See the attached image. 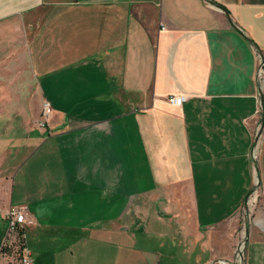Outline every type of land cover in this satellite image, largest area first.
Returning a JSON list of instances; mask_svg holds the SVG:
<instances>
[{
	"label": "crops",
	"instance_id": "obj_1",
	"mask_svg": "<svg viewBox=\"0 0 264 264\" xmlns=\"http://www.w3.org/2000/svg\"><path fill=\"white\" fill-rule=\"evenodd\" d=\"M20 205L33 264H264V0H0V252Z\"/></svg>",
	"mask_w": 264,
	"mask_h": 264
},
{
	"label": "built area",
	"instance_id": "obj_2",
	"mask_svg": "<svg viewBox=\"0 0 264 264\" xmlns=\"http://www.w3.org/2000/svg\"><path fill=\"white\" fill-rule=\"evenodd\" d=\"M263 74L262 64L258 68V77L261 78ZM187 97L185 95H170L167 97V102L172 106L179 107L181 106ZM42 120L38 122V127H46L48 124V119L50 116V105L47 102L42 104ZM26 207L23 205L14 206L9 208L6 211L5 218L7 221V232L6 238L3 244L16 246L19 244V247H23L26 250V263L21 264H33V259L31 252L27 249L25 245V232H24V223ZM15 234H23V242H15ZM243 250H244V241L239 242L235 248L234 260L229 262L227 260L219 259L209 264H243Z\"/></svg>",
	"mask_w": 264,
	"mask_h": 264
},
{
	"label": "rangeland",
	"instance_id": "obj_3",
	"mask_svg": "<svg viewBox=\"0 0 264 264\" xmlns=\"http://www.w3.org/2000/svg\"><path fill=\"white\" fill-rule=\"evenodd\" d=\"M43 104V103H42ZM42 109V106H41ZM42 110L39 119L34 121V127L39 129H44L46 127H38V122L42 120ZM262 194L259 193L257 196H255L253 193L250 194L248 197V201L253 200L252 206L250 207L249 202L246 200V206L243 207L239 213L240 216V223L241 226L239 227L242 231L244 227H248L249 222L254 221L253 218H255V215H257V212L259 211L258 203L261 199ZM15 234V242H23V238L20 235ZM243 241V240H242ZM4 248V251L0 252V264H21V258L23 254L25 253V248L19 247V244L16 246H13L12 244L7 245L3 244L2 249Z\"/></svg>",
	"mask_w": 264,
	"mask_h": 264
},
{
	"label": "bare ground",
	"instance_id": "obj_4",
	"mask_svg": "<svg viewBox=\"0 0 264 264\" xmlns=\"http://www.w3.org/2000/svg\"><path fill=\"white\" fill-rule=\"evenodd\" d=\"M21 237L23 238V234H21ZM21 263H26V251H25V253L23 254V256L21 258Z\"/></svg>",
	"mask_w": 264,
	"mask_h": 264
},
{
	"label": "trees",
	"instance_id": "obj_5",
	"mask_svg": "<svg viewBox=\"0 0 264 264\" xmlns=\"http://www.w3.org/2000/svg\"><path fill=\"white\" fill-rule=\"evenodd\" d=\"M17 235H20V234H17Z\"/></svg>",
	"mask_w": 264,
	"mask_h": 264
}]
</instances>
